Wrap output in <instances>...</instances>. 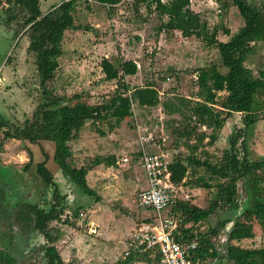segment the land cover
<instances>
[{
	"label": "rangeland",
	"instance_id": "374dc122",
	"mask_svg": "<svg viewBox=\"0 0 264 264\" xmlns=\"http://www.w3.org/2000/svg\"><path fill=\"white\" fill-rule=\"evenodd\" d=\"M38 1L41 13H45L62 0ZM162 1L174 11L173 16L170 15L175 22L188 13L200 15L207 23L209 33H214L218 41L227 40L224 31L233 34L243 25L235 7L221 10L213 0ZM246 2L264 10V0ZM96 4L75 0L72 11L75 29L63 34L58 66L46 88L63 98L64 105L74 104L75 97L78 101L96 105L110 96L116 85L115 80H105L99 67L101 59L109 60L116 68L120 60L136 58V76L124 81L130 88L153 86L160 93L157 92L159 103L149 109L132 105L131 116L121 118L113 129L108 128L113 120L93 123L89 118L84 119L80 139L69 145L75 166L89 169L86 183L93 195L74 191L53 164L54 174L50 173L58 195L64 199L60 220L44 226V231L54 238L52 243H48L40 232L14 220L15 212L22 205L47 209L51 204L52 188L38 177L36 164L42 161L43 152L47 153V160L51 159L52 146L44 142L29 144L4 140L0 131V199L5 205V210H0V251L12 258V264H122V258L126 257L124 252L129 251L130 231L140 221L136 196L147 188L141 165L137 163L142 148L146 153L158 154L155 147L159 146L168 153L169 162L178 153L185 156L186 151L179 148L182 143L180 133L189 116L196 128L204 127L206 136L213 134L216 138L208 150L196 149L191 154L195 153L202 161L217 163L220 151L227 147V136L234 128H241L237 114L229 116L218 130L198 124L196 117L203 113L200 105L211 107L213 115H219L218 120L225 114L219 103L226 93H216L212 105L210 94L196 83L198 69L218 64V56L212 47L205 46L200 39L183 37L180 30L161 27L168 18L159 17L153 8L149 11L140 9L147 19L141 22L138 19L140 6L134 0H121L111 11L107 6ZM6 8L4 3L0 7V116L17 126L31 117L41 98L33 60L26 51L27 38L21 32L11 41L22 13L18 10L12 22L2 24ZM109 18L113 21L109 22ZM253 48L254 52L244 66L256 76L264 71V43H257ZM218 70L224 72L221 68ZM256 98L261 103L264 94L260 93ZM164 105L169 109L177 108L180 114H169ZM162 113L165 117L160 116ZM96 128L104 133L103 136L97 134ZM162 138L164 142H161ZM246 145L253 157L264 154V110L249 133ZM29 156L31 162L28 164ZM123 157L127 159L126 163L119 161ZM194 169L199 177L208 176L203 168ZM236 190L241 203L244 192L240 181L236 183ZM76 207H79L77 215L81 212L82 217L73 216L72 210ZM67 211L72 218L65 220L64 212ZM222 215L220 210L208 217L204 230L214 229ZM252 226L253 237L244 245L264 252L260 250L264 243L258 240L262 233L255 220ZM0 264L5 263L0 260ZM204 264L212 262L207 260Z\"/></svg>",
	"mask_w": 264,
	"mask_h": 264
},
{
	"label": "trees",
	"instance_id": "16d2710c",
	"mask_svg": "<svg viewBox=\"0 0 264 264\" xmlns=\"http://www.w3.org/2000/svg\"><path fill=\"white\" fill-rule=\"evenodd\" d=\"M213 1L221 10H226L230 6L235 7L243 21V25L235 33L229 34L228 31H224L227 37L225 41H218L214 33H209L207 23L198 14L188 13L187 16L181 17V21L175 22L171 17L174 11L161 4L159 0H134L140 6L138 9L143 8L149 11L153 6L159 17L167 16V22L161 27L180 30L183 37L200 39L205 46L212 47L216 51L218 64L198 69L196 83L210 94L212 105L215 94L225 92L226 95L219 103V107L227 115L238 113L240 116L241 128H234L227 136V147L220 151L217 163H209L206 160L197 161L192 157L188 159L175 157L168 167L171 182L176 186L185 177L188 166L203 168L209 176L208 181L213 182L208 184L203 179L197 180L202 182L200 185L202 188L214 189L203 209L183 201H178L173 209L175 215L181 219L177 228L179 233H174V239L181 243L196 238L198 245L192 259H198L201 264L207 260L216 259L217 253L210 237L218 235L220 231L225 233L228 242L252 238V221L255 220L261 233L264 234V154L253 157V153L246 145L249 133L258 121L259 114L264 110V101L260 103L256 98L258 94H264V71L254 76L252 71L244 66L247 58L254 52L253 46L264 43V10L257 9L246 0ZM94 2L107 6L108 11H111L121 0H94ZM3 3L7 5V8L2 24L12 22L17 17L18 10L22 13L20 25L14 30L11 41L15 40L21 32L27 38L26 51L33 60L41 98L31 117L24 120L21 125L9 124L0 116V131L3 139L25 141L29 144L44 142L46 145H51L53 150L51 161L62 178L74 191L85 196H92L93 192L86 183L87 169L85 166H75L69 146V143L77 138L82 122L87 118L93 123L113 120V124L108 125L109 129H113L121 118L131 116L132 105L145 109L158 105V93L151 85L130 88L126 84L125 77L133 76L137 71L133 62L120 60L115 68L109 60L103 58L99 67L105 80H115L113 93L96 105L78 101L76 97L71 106L62 104L63 98L48 91L46 83L51 80L57 69L64 32L75 29L72 18L75 0H62L45 13H41L38 0H4V2L0 0V7ZM138 17L141 22L146 20L142 14ZM184 24L187 27H184ZM219 68L224 72H220ZM199 107L203 113L196 117L198 124L218 130L223 119L218 120L219 115L216 113L213 115L211 107H206L205 104ZM167 108L169 114H180L175 107L169 109L164 105V109L167 110ZM193 112L196 113L197 109H193ZM186 120L191 121V117H186ZM192 123L191 127L189 125L182 127L180 136L187 141L191 134H194L195 141L201 142L204 135L195 133L196 123ZM95 131L99 136L104 134L97 128ZM214 140L215 136L209 135L208 143L211 144ZM190 149L194 151L197 146L194 145ZM42 157V161L36 164V173L46 186L52 188V202L47 209L30 204L22 205L21 209L15 212L14 220L40 232L48 243H52L54 238L44 231V226L49 222L60 220L64 197L58 195L52 175L46 168L47 153L43 152ZM30 160L31 156H29L28 164ZM239 181L242 183L244 192L241 203L238 201L236 190V183ZM3 205L0 199V210L4 209L5 205ZM78 208L72 210L73 216H77ZM220 210L223 215L214 229L204 234L191 232L193 224L206 220ZM228 223L230 226L226 229L225 226ZM187 224L189 227L184 229V225ZM131 258L132 255L125 257L123 264L129 262ZM142 259L158 263V256L149 252L143 253ZM0 260L5 264H12L13 261L3 251H0ZM224 260L227 264H264V252L240 249L227 244Z\"/></svg>",
	"mask_w": 264,
	"mask_h": 264
},
{
	"label": "built area",
	"instance_id": "2783aa9c",
	"mask_svg": "<svg viewBox=\"0 0 264 264\" xmlns=\"http://www.w3.org/2000/svg\"><path fill=\"white\" fill-rule=\"evenodd\" d=\"M87 1L95 3L94 0ZM164 141L162 138L161 142ZM140 157L147 188L137 194L136 206L149 215L131 229L127 244L129 251L156 254L157 264H201L198 259H192L198 245L196 238L181 243L174 239L181 219L171 211L178 201L188 202L189 197L171 182L167 156L162 152L146 153L142 148ZM119 161L126 163L127 159L123 157ZM77 216L83 214L79 212ZM64 218H72L71 213L64 212ZM129 251L124 252V256L129 255Z\"/></svg>",
	"mask_w": 264,
	"mask_h": 264
},
{
	"label": "crops",
	"instance_id": "0c3cea01",
	"mask_svg": "<svg viewBox=\"0 0 264 264\" xmlns=\"http://www.w3.org/2000/svg\"><path fill=\"white\" fill-rule=\"evenodd\" d=\"M96 5L103 6V5H100V4H96ZM151 8H153V7L151 6ZM138 12L140 14H142L140 9H138ZM142 16L145 17V19H146V14H142ZM108 17H109V15H108ZM109 20H108L109 22H112L113 21L110 18H109ZM134 60H135V62H137L136 61V58L135 59H127V60H124V61H131V62L134 63ZM135 76H136V74H135ZM130 77L131 78H134V76H126L125 77V81H127L126 79L127 78H130ZM234 114L239 115L238 113H231V114H228L227 115L226 112H225L224 117L222 116V118H220V119H223V121L221 122V125H222L223 122L225 123V121L228 119L229 116L234 115ZM160 116L165 117V114L162 113V114H160ZM126 117H128V116H126ZM184 125H189V127H191L193 124L190 123V121H186V123H184L183 126ZM204 130H207V129L206 128L204 129V127H200V129H198V127H197L195 129V133H203ZM81 132H83V128L80 127V131L78 133V136L75 139L77 142L80 139V133ZM203 135H204V137H203V140L201 142H196L195 141L194 134H192L190 136L189 140H187V141L182 137V139H181V142L182 143L180 144L181 146H179V148L184 149L186 151V155L185 156H182L180 153H178L177 155H175V157H179V158H182V159H188L189 157H192V158H194L197 161H202L201 159L197 158V156H196L195 153L191 154L192 150L190 148L193 147L194 145H196L198 150H201V148L203 150H208L207 148H211L214 145V143L216 142V138H215L214 142H212L211 144H209L208 143V137L209 136H206L204 133H203ZM155 148L158 150V152L164 153L167 156V158L169 157L168 153L162 151L161 148H159V146H156ZM194 156H196V157H194ZM208 156L211 157L212 154L209 155V153H208ZM175 157H173V158H175ZM137 163L139 164V160L137 161ZM52 166H53V163H52L51 159L49 158V160H47V163H46V168L53 175L54 174L53 173L54 172V169H52L53 168ZM86 169H87V174H88L89 173V171H88L89 169L87 167H86ZM194 170L195 169H194L193 166H188L185 177L183 178V180L181 181V183L178 184L177 186L181 189V192L183 194L188 195V197H189V200H188L189 205L194 206V207L199 208V209H203L207 205V203H208V201L210 199V195H211V193L213 192L214 189L213 188H211V189L202 188L200 186L202 182H197V180L200 179V178L201 179H204L205 182H207L208 184H213V182L212 181H208L209 176H206V177L201 176V177H199V175L197 173H195ZM86 177H87V175H86ZM196 182L199 183V184H196ZM171 213L174 214V215L176 214L173 210L171 211ZM137 214H138V216L140 218V221H142V220H144V219H146L148 217L149 212L144 211L142 209H139V211L137 212ZM211 216H209V217H211ZM207 220H208V218L206 220H204V221H201L199 223L193 224L191 226V228H192L191 232L192 233H196V234H204V233H207V231L204 230L205 222ZM229 226H230V223L226 224L225 228L228 229ZM187 227H189L188 224L187 225H184L183 228L185 229ZM176 233L178 234L179 231H176ZM210 240H211V243L213 244L214 249H215V251L217 253L216 259L210 260L212 262V264H218L219 262H222V264H227L225 262V260H224V253H225V248H226L227 244L232 245V246H235V247H238L240 249L252 250V249H250V248H252V246H246V245H244L248 241H251V238H245V239H241V240H230L228 242L227 241V237H226V235H225V233L223 231H220L218 233V235H216V236L210 237ZM258 240H259V242L264 243V234H261L258 237ZM256 250H259V249H256ZM260 250L262 251V250H264V248H262ZM129 255H132V258L126 264H153V261L152 260H148V261L146 259L143 260L142 259L143 254H139V253H137L135 251H129ZM122 259L125 261V257L122 258ZM123 262H122V264H123Z\"/></svg>",
	"mask_w": 264,
	"mask_h": 264
},
{
	"label": "water",
	"instance_id": "95a60500",
	"mask_svg": "<svg viewBox=\"0 0 264 264\" xmlns=\"http://www.w3.org/2000/svg\"><path fill=\"white\" fill-rule=\"evenodd\" d=\"M197 76V75H196Z\"/></svg>",
	"mask_w": 264,
	"mask_h": 264
}]
</instances>
